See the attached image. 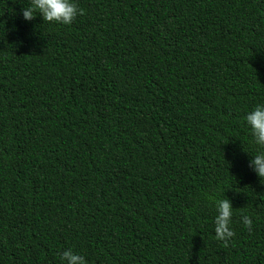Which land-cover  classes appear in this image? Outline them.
Returning <instances> with one entry per match:
<instances>
[{
	"label": "trees",
	"instance_id": "16d2710c",
	"mask_svg": "<svg viewBox=\"0 0 264 264\" xmlns=\"http://www.w3.org/2000/svg\"><path fill=\"white\" fill-rule=\"evenodd\" d=\"M74 2L0 0V264H264V0Z\"/></svg>",
	"mask_w": 264,
	"mask_h": 264
},
{
	"label": "clouds",
	"instance_id": "9594fccd",
	"mask_svg": "<svg viewBox=\"0 0 264 264\" xmlns=\"http://www.w3.org/2000/svg\"><path fill=\"white\" fill-rule=\"evenodd\" d=\"M77 7L74 0H30L27 7L21 8L23 20H31L35 14L41 16L43 21H54L61 24H70L77 14ZM244 120L250 128L252 137L257 145L264 147V104L255 105L248 111ZM250 165L259 178H264V154H256L250 161ZM218 214L214 217L215 238L227 242L232 237L230 218L232 207L230 201L223 199L216 204ZM244 227L251 226L248 216L241 218ZM60 264H86L82 255L64 249L59 253Z\"/></svg>",
	"mask_w": 264,
	"mask_h": 264
}]
</instances>
